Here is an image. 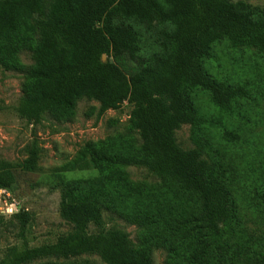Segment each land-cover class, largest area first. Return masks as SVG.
Masks as SVG:
<instances>
[{"label": "trees", "instance_id": "obj_1", "mask_svg": "<svg viewBox=\"0 0 264 264\" xmlns=\"http://www.w3.org/2000/svg\"><path fill=\"white\" fill-rule=\"evenodd\" d=\"M221 41L264 56V11L230 0H0V66L24 74L21 119L39 124L49 114L68 122L83 99L99 104L97 117L132 106L126 133L84 149L97 175L59 186V215L70 230L32 247L29 214L19 210L10 218L20 242L4 248L0 264H81L75 261L84 255L103 264H151L156 250L164 264H264L244 236L228 169L192 99L200 89L228 112L246 97L245 87L203 68ZM22 51L31 65L20 62ZM182 125L191 127L193 149L176 142ZM28 149L22 168L33 171L38 152ZM132 166L156 180H133ZM14 182L11 165L0 161V189ZM103 213L135 226L137 242L106 228Z\"/></svg>", "mask_w": 264, "mask_h": 264}, {"label": "rangeland", "instance_id": "obj_2", "mask_svg": "<svg viewBox=\"0 0 264 264\" xmlns=\"http://www.w3.org/2000/svg\"><path fill=\"white\" fill-rule=\"evenodd\" d=\"M230 1H243L251 8L264 11V0ZM147 37L144 34L143 39ZM19 59L24 66L32 64L28 51H22ZM106 59L104 56L102 61ZM203 68L212 78L243 86L247 91L246 97L235 101L228 112L219 111L209 95L200 89L193 91L192 99L206 121L205 138L228 169L244 236L249 245L263 253L264 259V56L254 48L234 49L221 41L213 45L211 58L203 62ZM23 81V73L0 66V161L11 165L15 178L13 185L5 190L9 197L0 198V210L13 202L17 211L29 214L25 236L34 247L54 242L70 230L59 215V186L65 181L97 175L84 149L89 143L126 133L132 106L124 103L119 110H109L97 117L99 104L83 99L77 103L71 121H58L45 114L39 124H29L17 114ZM175 139L183 150L195 147L190 125L180 126L175 131ZM30 146L36 148L38 160L33 171H25L22 163L28 157ZM127 172L133 180H156L145 168L132 166ZM10 216L0 212V258L6 246L20 242L18 224ZM103 216L106 228L122 229L133 243L137 242L135 226L107 213ZM95 231L90 227V232ZM164 259L162 250L153 251L151 264H164ZM75 262L103 264L94 255H84Z\"/></svg>", "mask_w": 264, "mask_h": 264}, {"label": "built area", "instance_id": "obj_3", "mask_svg": "<svg viewBox=\"0 0 264 264\" xmlns=\"http://www.w3.org/2000/svg\"><path fill=\"white\" fill-rule=\"evenodd\" d=\"M6 196V197H9V195L7 194V192L4 190V189H0V198L2 197V196ZM17 207L14 205V203L12 202H9V204H8V207H6V209L5 210H0V212L2 213V214H9V215H12V214H14V213H16L17 212Z\"/></svg>", "mask_w": 264, "mask_h": 264}, {"label": "water", "instance_id": "obj_4", "mask_svg": "<svg viewBox=\"0 0 264 264\" xmlns=\"http://www.w3.org/2000/svg\"><path fill=\"white\" fill-rule=\"evenodd\" d=\"M104 56H102V58H103Z\"/></svg>", "mask_w": 264, "mask_h": 264}]
</instances>
